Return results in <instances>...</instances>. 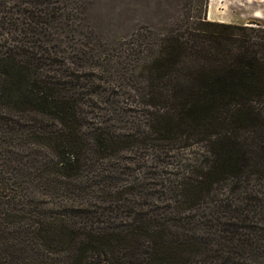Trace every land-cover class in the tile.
<instances>
[{"label":"trees","instance_id":"obj_1","mask_svg":"<svg viewBox=\"0 0 264 264\" xmlns=\"http://www.w3.org/2000/svg\"><path fill=\"white\" fill-rule=\"evenodd\" d=\"M162 2L0 0V264H264V24Z\"/></svg>","mask_w":264,"mask_h":264},{"label":"rangeland","instance_id":"obj_2","mask_svg":"<svg viewBox=\"0 0 264 264\" xmlns=\"http://www.w3.org/2000/svg\"><path fill=\"white\" fill-rule=\"evenodd\" d=\"M90 0L88 16L95 28L123 33L144 24L163 8L162 0ZM206 17L230 22L256 19L264 24V0H207Z\"/></svg>","mask_w":264,"mask_h":264}]
</instances>
